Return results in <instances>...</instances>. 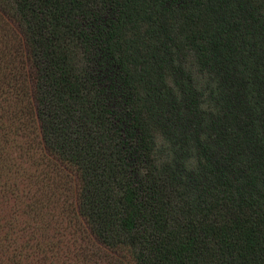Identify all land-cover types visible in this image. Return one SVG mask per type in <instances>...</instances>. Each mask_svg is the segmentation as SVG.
<instances>
[{
    "label": "trees",
    "instance_id": "obj_1",
    "mask_svg": "<svg viewBox=\"0 0 264 264\" xmlns=\"http://www.w3.org/2000/svg\"><path fill=\"white\" fill-rule=\"evenodd\" d=\"M0 264H264V0H0Z\"/></svg>",
    "mask_w": 264,
    "mask_h": 264
}]
</instances>
